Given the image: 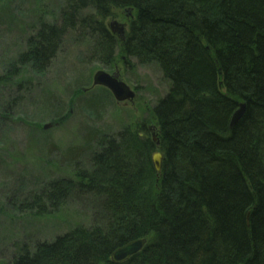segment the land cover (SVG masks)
<instances>
[{"label":"trees","instance_id":"1","mask_svg":"<svg viewBox=\"0 0 264 264\" xmlns=\"http://www.w3.org/2000/svg\"><path fill=\"white\" fill-rule=\"evenodd\" d=\"M115 10L135 13L121 44L106 25ZM58 17L39 22L10 74L46 70L72 34L90 39L106 69L121 45L169 89L151 113L155 135L144 122L103 138L93 171L77 166L75 183L52 181L33 200L59 209L76 191L95 197L105 226L79 227L12 264H114L116 250L141 239L121 264H264V0H63Z\"/></svg>","mask_w":264,"mask_h":264},{"label":"rangeland","instance_id":"2","mask_svg":"<svg viewBox=\"0 0 264 264\" xmlns=\"http://www.w3.org/2000/svg\"><path fill=\"white\" fill-rule=\"evenodd\" d=\"M62 1L0 0V77H5L0 82V264H12L25 250L33 253L39 244L79 227L105 226L95 197L76 191L59 209L44 200L37 208L33 200L52 181L75 183L77 166L93 171L92 155L103 138L135 131L144 122L155 135L151 113L169 89L158 70L128 60L121 45L106 69L93 59L90 39L72 34L63 38L46 70L18 66L10 74L39 22H59ZM134 18V11L115 10L106 25L117 21L128 30ZM99 71L118 74L135 98L118 102L109 90L94 86Z\"/></svg>","mask_w":264,"mask_h":264},{"label":"water","instance_id":"3","mask_svg":"<svg viewBox=\"0 0 264 264\" xmlns=\"http://www.w3.org/2000/svg\"><path fill=\"white\" fill-rule=\"evenodd\" d=\"M111 33L119 37L121 42H124L126 39V26L114 21L109 27ZM93 85L103 87L109 90L114 98L118 102H125L133 100L136 96L134 90L131 89L125 82L119 79L118 74H109L105 71H99L95 74L93 79ZM246 112V105H240V109L235 112L231 120V127H234L240 119L244 116ZM48 128V127H46ZM153 165L156 172L160 173L162 169L163 157L160 153H155L152 157ZM147 240L141 239L137 241L130 242L125 246L116 250L111 258V261L114 264H121L129 260L132 256L139 253L144 246L146 245Z\"/></svg>","mask_w":264,"mask_h":264},{"label":"bare ground","instance_id":"4","mask_svg":"<svg viewBox=\"0 0 264 264\" xmlns=\"http://www.w3.org/2000/svg\"><path fill=\"white\" fill-rule=\"evenodd\" d=\"M242 104H243V103H242ZM242 104H241V105H242ZM239 109H240V107H239ZM239 109H238V110H239ZM238 110H237V111H238ZM237 111H236V112H237ZM234 114H235V113H234ZM158 153H160V154L162 155V157H163V154H162L160 151H159ZM152 162H153V159H152ZM161 170H162V169H161ZM157 173H158V172H157Z\"/></svg>","mask_w":264,"mask_h":264}]
</instances>
